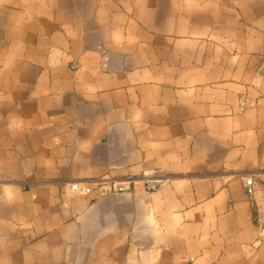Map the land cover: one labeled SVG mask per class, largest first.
<instances>
[{"label":"crops","instance_id":"0c3cea01","mask_svg":"<svg viewBox=\"0 0 264 264\" xmlns=\"http://www.w3.org/2000/svg\"><path fill=\"white\" fill-rule=\"evenodd\" d=\"M0 264H264V0H0Z\"/></svg>","mask_w":264,"mask_h":264},{"label":"built area","instance_id":"2783aa9c","mask_svg":"<svg viewBox=\"0 0 264 264\" xmlns=\"http://www.w3.org/2000/svg\"><path fill=\"white\" fill-rule=\"evenodd\" d=\"M99 184H102V183H99ZM243 186L245 188V191L248 195H253L254 192H255V180L252 176H246L243 178ZM150 187L152 189H155L157 187V184H150ZM74 189H78V186L77 185H74L73 186ZM89 188H83L80 190V192L82 193H87L89 192Z\"/></svg>","mask_w":264,"mask_h":264}]
</instances>
